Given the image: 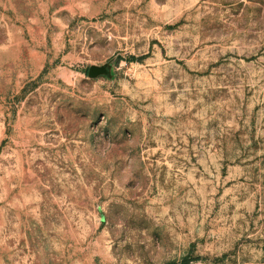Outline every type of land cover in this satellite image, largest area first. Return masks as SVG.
<instances>
[{"label": "rangeland", "instance_id": "obj_1", "mask_svg": "<svg viewBox=\"0 0 264 264\" xmlns=\"http://www.w3.org/2000/svg\"><path fill=\"white\" fill-rule=\"evenodd\" d=\"M264 264V0H0V264Z\"/></svg>", "mask_w": 264, "mask_h": 264}, {"label": "trees", "instance_id": "obj_2", "mask_svg": "<svg viewBox=\"0 0 264 264\" xmlns=\"http://www.w3.org/2000/svg\"><path fill=\"white\" fill-rule=\"evenodd\" d=\"M186 258H182L179 262H176V261H171V262H168L166 264H186Z\"/></svg>", "mask_w": 264, "mask_h": 264}]
</instances>
